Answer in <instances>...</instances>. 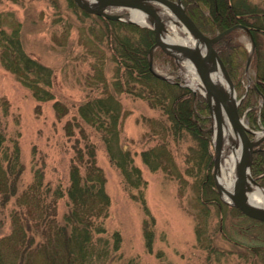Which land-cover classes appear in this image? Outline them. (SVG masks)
Masks as SVG:
<instances>
[{
  "label": "rangeland",
  "instance_id": "1",
  "mask_svg": "<svg viewBox=\"0 0 264 264\" xmlns=\"http://www.w3.org/2000/svg\"><path fill=\"white\" fill-rule=\"evenodd\" d=\"M249 1L264 9V0ZM111 9L123 16L131 15L129 9ZM0 14L2 27L19 29L26 52L53 70V83L49 87L53 97L39 99L4 65L0 47V121L7 143H17L20 148L19 193L41 170L44 184L51 191L63 192L56 200L58 217L62 218L69 207L67 190L77 149L86 151L90 143L95 146L96 162L105 174V188L111 201L109 214L102 219L106 228L102 236L113 241V233L119 231L122 238L120 258L111 264H264V247L259 253L248 247L251 237L258 235L260 229L252 232L248 228L250 221L238 214L239 208L226 202L217 189L213 132L216 122L212 114L210 171L215 185L210 189L203 182L206 171L200 168L198 171L196 159L190 157L195 156L197 147L193 137H175L170 121L159 108L152 107L146 99L118 93L123 108L121 144L134 154L135 164L147 182L141 188H130L121 169L112 161L101 132L78 113L81 103L104 95L106 85L112 90L116 78L111 52L106 46L91 44L89 39L87 30L97 26L90 19L79 17L69 0H0ZM166 26L167 34H174L171 25ZM234 45L239 51L236 57L241 68L234 77L236 95L241 99L239 107L246 103L243 111L238 108L247 126L262 131L263 127H253L248 112L263 103V97L253 94L252 86L255 87L254 78L259 71L257 61L261 63L260 69H264V34H260L252 48L250 35L238 29ZM154 52L157 72L196 92L178 58L169 57L161 47ZM250 53L253 59L247 72ZM197 93L202 91L197 89ZM249 97L254 106L249 107ZM57 101L66 111L58 110ZM69 122L74 125L73 134L68 133ZM259 137L252 135L253 139ZM163 144L173 161L165 160V167L153 170L143 161L142 152L154 147L160 151ZM84 170L83 165L81 171ZM213 193L225 204L220 209ZM143 197L155 222L152 251L147 249L144 236L146 220L150 218L141 201ZM17 198L7 203L0 200V238L12 231V211L23 209Z\"/></svg>",
  "mask_w": 264,
  "mask_h": 264
},
{
  "label": "trees",
  "instance_id": "2",
  "mask_svg": "<svg viewBox=\"0 0 264 264\" xmlns=\"http://www.w3.org/2000/svg\"><path fill=\"white\" fill-rule=\"evenodd\" d=\"M69 1L79 17L88 18L97 26L87 30L90 33L88 38L91 44L106 46L116 65L112 90L106 85L104 95L81 103L78 113L84 121L101 132L107 151L121 169L126 185L141 188L147 182L141 168L135 164L134 154L121 144L120 119L123 108L118 93L122 92L146 99L152 107L159 108L170 121V130L175 137H193L197 147L195 156L190 157L196 159L198 171L199 168L206 171L203 182L212 189L215 184L210 171L211 111L206 97L184 86L179 80L161 77L151 69L150 49L155 42L153 28L96 14L82 8L75 0ZM183 1L188 13L207 34L215 35L236 23L250 28L256 45L260 34H264V9L259 4L249 0ZM1 16L2 62L16 73L34 96L39 99L52 98L53 93L49 88L53 83L52 68L26 52L19 29L2 27ZM237 30L216 43L235 84L234 77L241 72L240 61L236 57L239 51L234 45ZM260 68L261 63L257 61L259 71L254 83L261 93L253 86L252 90L253 94L263 97V103L260 107L250 109L248 118L253 127L264 129V69ZM249 103V107L254 106L252 97H249ZM55 105L59 111H66L59 101ZM245 106L246 103L241 104V111ZM67 128L68 133L73 134L72 122L67 124ZM161 148L160 151L154 147L142 152L143 161L153 170L165 167V160L173 161L167 145L163 144ZM95 151V146L90 143L86 151L84 148L77 149L67 190L69 207L59 218L56 200L63 196V192L60 189L51 191L44 184L41 170L36 171L34 181L19 193L22 172L20 148L17 143H7L0 121V200L7 203L18 196L17 201L23 207L12 211V231L0 238V264H111L120 258V232L113 233V241L102 236L106 231L102 219L109 214L111 201L105 188V174L97 165ZM83 165L84 172L81 171ZM252 174L264 186V141L254 152ZM213 195L220 209L225 204L217 193ZM141 201L150 218L146 220L144 236L147 249L152 251L155 222L145 198ZM238 214L250 221L251 227L248 228L252 232L254 229L264 230V221L247 216L240 209ZM260 230L248 243L254 253H259L264 247V233Z\"/></svg>",
  "mask_w": 264,
  "mask_h": 264
},
{
  "label": "water",
  "instance_id": "3",
  "mask_svg": "<svg viewBox=\"0 0 264 264\" xmlns=\"http://www.w3.org/2000/svg\"><path fill=\"white\" fill-rule=\"evenodd\" d=\"M76 3L87 11L100 14L112 19H121L136 22L142 26H149L155 30V42L150 49V66L151 69L159 76L166 77L164 74L157 72L154 69L153 52L157 47H161L170 55L179 59L184 57L189 59L195 66L197 73L202 79L205 92L202 94L206 97L212 117L217 122L215 142V170L214 176L216 179V186L220 194L222 189L217 182L216 171L218 166V158L223 147V125L222 115L225 113L231 121L235 131L237 132L242 143V157L239 164L238 181L234 187V193L231 195L233 200H226V202L238 207L244 214L252 218L264 221V208L257 207L251 204L247 197V192L251 189L248 183L250 179L254 184L262 186L252 174V161L253 154L257 147L264 141V130L255 131L246 125L244 122L238 106L241 99L237 98L234 81L230 72L221 58L216 43L225 35L235 29L241 28L247 31L252 40V48L255 45L254 36L248 26L242 23H236L222 31L217 32L215 35H210L204 32L192 16L188 13L183 0H75ZM163 3L168 6L182 24L188 33L196 40V44L190 45L182 42H170L161 38L162 34L167 31L163 19L159 14V7L156 3ZM109 8L129 9L131 14L134 11L142 12L149 15L150 23H143L130 16H123L122 13H115L110 11ZM204 49V51H203ZM181 55V56H179ZM253 55L249 54L247 60L246 71L249 72ZM222 70L225 79L229 84L227 90L223 89L212 78L211 73L218 69ZM249 81L252 80L251 75H248ZM257 90V85L254 84ZM197 92V89H194ZM215 133V128L213 127ZM260 135L259 138L253 139L251 135ZM264 187V186H263Z\"/></svg>",
  "mask_w": 264,
  "mask_h": 264
},
{
  "label": "bare ground",
  "instance_id": "4",
  "mask_svg": "<svg viewBox=\"0 0 264 264\" xmlns=\"http://www.w3.org/2000/svg\"><path fill=\"white\" fill-rule=\"evenodd\" d=\"M156 5L159 7V14L165 25L170 24L174 33L167 34V32H164L161 36L162 39L173 43L182 42L190 45L196 44V40L188 33L186 28L180 24L173 11L168 6L158 2ZM109 10L112 9L109 8ZM131 17L143 23H150L149 15L143 14L139 11H134L133 14H131ZM179 60L187 71L191 86L205 92L204 84L201 77L197 73L194 64L189 59L184 57H179ZM211 75L217 84L227 90L229 84L220 67L214 70ZM222 125L224 133L223 147L218 158L216 178L222 189V197L230 201L233 200L231 195L234 193V187L238 181L239 164L243 149L240 138L225 113L222 115ZM216 129L217 122L215 124L214 137L216 136ZM248 183L251 185V189L247 192L249 202L257 207L264 208V187L254 184L250 179H248Z\"/></svg>",
  "mask_w": 264,
  "mask_h": 264
}]
</instances>
